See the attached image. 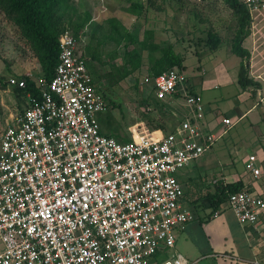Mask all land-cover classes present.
<instances>
[{
  "label": "built area",
  "instance_id": "2783aa9c",
  "mask_svg": "<svg viewBox=\"0 0 264 264\" xmlns=\"http://www.w3.org/2000/svg\"><path fill=\"white\" fill-rule=\"evenodd\" d=\"M240 1L251 16L264 11V0ZM145 80L159 100L183 96L187 118L161 137L121 142L102 131L107 102L69 30L51 79L8 78L26 90V102L0 121V264H149L175 245L176 229L195 218L177 172L234 122L226 117L216 131L203 129L204 99L183 70ZM257 160L250 154L247 161L255 176ZM229 205L240 223H256L264 199L242 190ZM163 264L192 263L177 254Z\"/></svg>",
  "mask_w": 264,
  "mask_h": 264
},
{
  "label": "rangeland",
  "instance_id": "374dc122",
  "mask_svg": "<svg viewBox=\"0 0 264 264\" xmlns=\"http://www.w3.org/2000/svg\"><path fill=\"white\" fill-rule=\"evenodd\" d=\"M144 4L140 13L125 8L127 0H71L75 10L70 11L74 20L83 21L84 27L78 34L74 26L69 30L78 38L84 52L87 66L93 72V78L104 95L107 107L99 114L102 130L107 133L112 126L117 139H137L139 136H161L172 132L184 120L186 107L184 97H175L174 101L159 100L146 83L152 76L153 61L150 50L143 49L141 42L172 45L174 50L185 58L184 74L200 82L202 70L216 65L220 59L215 52L220 49L228 55L227 62L238 61L232 55V41L237 26V15L225 0H133ZM90 14V19L85 18ZM263 12L253 15V27L264 33ZM113 20H115L113 22ZM255 23V24H254ZM114 26L118 27L119 32ZM120 33H124L120 42ZM127 33H134L139 41H130ZM217 35L220 44L213 48L207 42L209 34ZM251 42V37L246 43ZM138 49L141 52L139 67L122 78L124 67L128 64L127 52ZM161 52H155L158 57ZM250 69V68H249ZM39 75L41 67L18 27L8 20L0 9V79L5 83L8 78ZM0 83V121L10 118L21 111L26 98L21 97L9 85ZM234 89L229 87L227 89ZM206 103L216 109L226 110L235 96L226 95L224 85L210 91H202ZM178 98V99H177ZM219 110V109H218ZM223 114V113H222ZM244 122L216 142L215 147L183 168L177 177L185 179L196 171L190 183L191 199L196 210L206 207L205 198L210 191L216 190L220 180L229 182L227 175L237 173V167L247 154L249 143H228L234 140ZM251 135L246 132V138ZM227 140V143H225ZM224 144V146H223ZM223 149L219 150V147ZM190 196V194H187Z\"/></svg>",
  "mask_w": 264,
  "mask_h": 264
},
{
  "label": "crops",
  "instance_id": "0c3cea01",
  "mask_svg": "<svg viewBox=\"0 0 264 264\" xmlns=\"http://www.w3.org/2000/svg\"><path fill=\"white\" fill-rule=\"evenodd\" d=\"M261 12L264 14V11ZM251 18L250 34L244 40L243 45L250 51V76L259 85L242 89L238 83L241 57L238 56L240 58L238 61L227 62V58L230 56L224 55L220 49L213 56V58H219L220 61L216 65L202 70L200 82H194L189 77L188 81L192 91L199 93L202 97V91L211 92L212 89H217L221 85L226 88V95L222 98L235 96L234 102H231L226 110L214 109L209 105L210 102L206 103L204 100L206 109L202 126L206 132L211 133L219 128L224 118H231L234 124L218 139L221 140L234 127L244 122L240 131L235 133L234 140H227L228 143H249L250 154H255L258 157L257 166L261 173L259 176H255L252 171L247 169L249 158V154H247L242 163L238 165L237 173L231 172L227 177L232 176L229 178V182L242 180L245 189L264 199V33L259 32L256 25L253 27V16ZM261 19L264 22V15ZM250 37L251 42L247 44L246 41ZM232 55L235 54L232 53ZM229 87L234 89H227ZM175 97L179 98L181 95L176 94L165 101H174ZM186 112L185 118L188 115L187 108ZM248 131L251 135L246 138L245 134ZM223 146H220L219 150L223 149ZM195 175L196 171L193 174L190 173L183 180L178 178L184 186L185 205L194 213L195 218L178 227L175 245L162 248L151 257L149 264H163L167 259L177 254L183 255L192 264H264V210L256 223L248 224L240 223L229 203L211 216L209 208L203 207V209L196 210L190 192V183Z\"/></svg>",
  "mask_w": 264,
  "mask_h": 264
},
{
  "label": "trees",
  "instance_id": "16d2710c",
  "mask_svg": "<svg viewBox=\"0 0 264 264\" xmlns=\"http://www.w3.org/2000/svg\"><path fill=\"white\" fill-rule=\"evenodd\" d=\"M127 1L129 5L125 6V8L130 12L140 13L144 8V4L141 2L133 0ZM225 2L237 15V26L233 36L231 50L233 54L242 59L238 74V83L242 89L257 87L259 85L258 82L250 76V51L243 45L244 40L250 34L252 22L250 12L240 0H225ZM0 9L4 12L6 18L18 27L21 35L29 44L38 59L41 73L46 79H51L59 61L61 34L70 25L74 26L76 34L84 27L85 20L82 22L74 20V17L70 15V11L72 9L75 10L71 0H0ZM85 19L88 21L90 14H87ZM114 28L119 32L118 27L114 26ZM120 35L119 42L125 37L124 33H120ZM127 37L130 41H139L138 36L134 33H127ZM207 42L213 48H217L220 44V39L217 35L210 33ZM141 45L143 49L150 50V58L153 61L152 76H157L173 68L185 69V58L177 53L172 45L164 46L155 42L149 43L148 41H142ZM157 51L161 52L158 57L155 55ZM127 57V63L132 64V68L128 69L124 67L122 78L128 76L139 67L141 52L138 49H132V51L127 52ZM91 75L93 77V72ZM27 80L29 87H33L34 83L31 79L28 78ZM93 80L95 82L94 78ZM2 82V79H0V83ZM2 85L6 86L7 83L3 82ZM13 89L19 96L24 97V99L26 98V90L17 87ZM109 127L110 131L105 133L102 130L103 133L116 137V134L113 133L115 129L112 126ZM130 140L133 139L128 138L119 141L127 142ZM242 190H247L242 180L234 182L220 180L216 186V190L213 193L210 191L204 196L208 198L205 208L211 209L210 216L229 203V198L232 193Z\"/></svg>",
  "mask_w": 264,
  "mask_h": 264
}]
</instances>
